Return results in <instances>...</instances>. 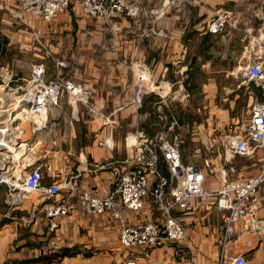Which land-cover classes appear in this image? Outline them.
<instances>
[{
    "label": "crops",
    "instance_id": "1",
    "mask_svg": "<svg viewBox=\"0 0 264 264\" xmlns=\"http://www.w3.org/2000/svg\"><path fill=\"white\" fill-rule=\"evenodd\" d=\"M16 1L0 0L3 6V10L0 11V36L2 32L7 31L9 37L13 39L14 31L21 32L24 52L26 50L29 52L32 41V17L23 16L20 19L17 15ZM162 1L150 0L151 11L155 13L160 11ZM237 1L239 0H188L181 10H165V18L157 21V31L167 33V39L160 36H153L144 41L132 39L133 36L128 33L135 32L136 26H130L127 20H123L121 30L124 33L111 42L103 24L89 22L87 51H82L83 44L79 43V32L83 31V27L77 21L75 22L78 27L74 26V28L72 25L67 27L59 25V19L46 25L48 30L59 33L55 37L56 43L64 51L61 55L72 63H69L70 66L73 62L86 65V69L84 67L79 69L86 74V79L76 74L71 81L91 90V105L105 116H110V122L106 124L101 119L91 118L87 108L81 104L77 106L76 118H73L70 113L72 108L61 99L63 96L65 98L63 94L57 105L48 108L44 127L30 137L26 136L27 143L21 144L11 156L0 152L7 157L8 162L12 160L40 168L41 181L45 186L69 180L75 187L74 191L64 190L53 201L42 199L38 195H22L17 205L8 207L5 203L6 187L0 186V264L10 263V260L22 261L21 258H27V261L32 262L33 258L38 257L49 258L41 259L40 264H59V259L54 260V258L59 257V244L63 242L88 239L91 234L99 239L101 236L94 234L96 232L106 233L108 240H112L113 231L117 233L116 224L112 223L108 215H83L76 209V195L82 191L100 196L107 194L115 179L113 172L128 166L125 163L128 157L125 140H131L136 135L151 137L150 135L153 136L156 131H160L157 127L149 132L145 126V114L152 115L156 111L153 105L142 102L138 110L131 106L128 90L129 74L126 66L137 59L151 66L155 81H172V86L183 87L184 85L178 81L177 68L173 60L176 59L180 48H187L189 62L185 77L193 74L189 69L192 65L210 66V70L212 68L215 70L210 79L208 72H201L199 75V109L211 111L213 108L216 111L221 109L223 112L221 105L217 106L218 103L209 102H213L212 98L217 99L218 96V88H214V82L221 77V74L226 80L231 67L242 63L243 50H246L245 43L249 42L250 33L264 35V0H244L251 3L245 10L240 9L243 7H240ZM255 1L259 3L256 5L257 8L254 6ZM195 4H199V7ZM213 10L217 12H212ZM221 12H228L231 22L235 25L220 34L210 35L207 32L208 24L215 13ZM78 16L79 13L74 11L73 17ZM101 29L104 33V42L99 40ZM42 32L44 30L39 31L40 38H44ZM47 40L52 43L48 38ZM102 42L101 47L99 45ZM98 48L107 52L98 55L100 52ZM178 73L181 75L182 72ZM174 89L176 90L175 87ZM235 100L224 112L234 110ZM106 140L110 143V148L103 144ZM21 146H24L22 154H20ZM4 147L11 150L13 148V146ZM227 155L230 156L229 153ZM204 190L206 192L214 190L207 176ZM61 204L70 208L69 213L61 218L60 223L57 218L56 226L51 229L50 221L43 217L42 212L48 207ZM124 214H135L137 218L134 222L144 216H151L147 207L138 213ZM173 215L184 226L185 240L191 248L193 260L190 263L178 262L174 259L177 250H174L175 252L167 250L166 262L217 264L222 246L224 213L214 208V200L210 198L196 200L192 212ZM89 217L94 218L90 221ZM254 218V224L238 222L234 225L230 244V254L244 256L248 264H259L264 259V205L256 210ZM82 233L85 235L81 236ZM76 256L80 259L81 253L67 258L60 264H80L75 259Z\"/></svg>",
    "mask_w": 264,
    "mask_h": 264
},
{
    "label": "built area",
    "instance_id": "2",
    "mask_svg": "<svg viewBox=\"0 0 264 264\" xmlns=\"http://www.w3.org/2000/svg\"><path fill=\"white\" fill-rule=\"evenodd\" d=\"M182 0H173L174 6L181 4ZM133 0H17L16 10L20 19L23 16L40 18L43 22H51L69 7H75L77 12L92 22H103L109 25L111 31H117L112 21L119 15L127 17L137 15L139 10L134 6ZM0 9L3 6L0 4ZM231 22L228 12L217 13L207 27L210 35H217L225 31ZM249 35V31L247 32ZM251 35V33H250ZM248 59L243 67L242 77L254 87H264V38L251 43L247 47ZM65 63H57L59 68ZM67 64V63H66ZM65 64V65H66ZM130 64L134 88L131 89L130 104L135 110L140 109L144 97L151 92L160 99L161 103L170 94L163 95L157 88L163 82L144 87L147 82L145 68L142 62L133 60ZM45 68L42 64L35 66L30 78L34 88L20 89L23 94L16 100L14 114H9V123H28L33 130L44 127L48 108L58 104L59 97L65 94L66 101L76 112L78 105L87 108L91 118L101 119L104 123L110 122V116H105L91 105L92 93L85 87L65 80L60 74L44 81ZM168 84V83H167ZM169 85V84H168ZM170 86V85H169ZM17 120L14 122L15 118ZM176 122H169L165 130L157 133L154 140L135 136L126 144L127 167L116 169L113 172L114 182L105 195L94 196L82 191L76 195V209L86 216L108 215L120 222L118 236L125 249H145L149 246H160L164 241L176 242L185 239V229L182 223L174 217V213L188 214L192 212L196 200L210 198L214 200V208L223 212L222 246L217 264H248L244 256L230 254V244L236 223L254 224L256 210L264 205V101L254 103L239 127H235L225 137L224 148L226 153L234 157L254 159L260 157L257 173L242 180L223 184L211 192L204 190L206 173L198 166L185 164L178 149V136L175 134ZM20 133V134H19ZM14 137L13 146L21 141L19 132ZM110 148L106 140L103 143ZM11 164V162L9 161ZM17 162H15L16 164ZM11 165L6 163L0 166V186H6V205L13 207L18 204L22 195H38L42 199L53 201L64 190L74 191L75 187L69 180L45 186L41 181V170L29 164ZM151 200L155 212H159L163 219L162 227L143 219L126 224L121 218L120 209L124 212H141ZM70 208L67 205L48 207L43 210V217L50 221V227L56 226L57 218L65 217ZM126 222V223H125ZM262 222H258V224ZM143 249V250H144ZM127 264H134L128 262ZM264 264V259L259 263Z\"/></svg>",
    "mask_w": 264,
    "mask_h": 264
},
{
    "label": "rangeland",
    "instance_id": "3",
    "mask_svg": "<svg viewBox=\"0 0 264 264\" xmlns=\"http://www.w3.org/2000/svg\"><path fill=\"white\" fill-rule=\"evenodd\" d=\"M149 1L150 0H133L132 3L134 4V6L137 5L138 7V14L132 17H127L123 14H119L112 21V24H116L118 28L117 31H111L107 23L104 24L103 22H98L99 24L101 23L103 24V26H105L108 40H111L112 42L116 39V37L118 38L124 33L121 30V23L123 22V20H127L130 26H136V28L134 29L135 32L128 33V35L133 36L132 39L135 38L138 41H144L149 40L153 36L166 38L167 33L163 31H157V23L165 18V10H181V8H183L188 2V0H182V6H180L181 4L174 6L173 0H163L160 11L155 13L151 11V3ZM236 3L239 4L240 7H243L240 9L244 10L247 8L248 4L251 5L250 2L244 0H239ZM257 4L259 3L255 1L254 6L256 8ZM195 5L199 7V4ZM2 10L3 9H0V11ZM74 11H77V9L71 6L59 16L54 18L52 21H56L57 19H59V25L61 24L66 27L72 25L73 28L74 26L78 27L75 21L80 23V25L83 27V31L79 32V43L83 44L82 51H87V27L89 26L88 23L92 21L83 18L80 14V16H78L77 18L73 17ZM212 12H217V10H213ZM216 14L217 13H215L211 18V21L215 18ZM63 16L67 17L64 18ZM67 20L70 21L71 24L70 22L68 23ZM81 20L82 22H85L81 23ZM51 22H43L40 18H31L32 41L29 51L30 53L28 52V50L24 52V42L23 37H21V32L18 33V31H14L13 39L9 37V32L7 31L2 32V36H0V84H6L5 89L0 93V126L9 123V114L11 113V116L14 114L13 109L16 106V100H18V98H21V95L23 94L20 89L27 88L28 90H31L32 88H34V84H31L30 78L32 76V70L35 66H40V64L44 66L45 74L43 80L45 82L48 81L51 77H55L56 74H60L64 77L65 80H69L73 84L76 83L72 82L71 80L72 77H75L76 74H80L83 76V79H86V74H84L82 70L79 71V69H86L85 64L78 65L77 62L72 61L73 65L70 66V64L72 63H70V61H68L61 55L64 51L59 48V44L56 43L57 39H55V37L59 35V33H54L53 31H50L48 30V28H46V25ZM137 28L138 32H136ZM5 30L11 31L13 29ZM40 30H44V32H42L41 34L44 38H40V36H38L40 35ZM100 31L101 32H99V40H102L104 42V33L102 29ZM46 37L52 43H50ZM249 37L250 40L248 41L251 44L258 41L259 38H264V35L261 36L251 34L249 35ZM103 42L99 46H101ZM249 42L245 43L246 50H243L244 58L242 60V63L237 66L231 67L226 80L222 78L221 74V77H218L217 81L214 82V88H218V96L217 99L212 98L213 102L209 101L211 104L218 103L217 106L221 105L222 109L225 111L228 108V105H230L232 101L237 97V99L235 100L234 110L232 112H228L229 110L226 112H221V109H219V111H216L213 108L211 109V111H204L199 109V75L201 72H208L207 74L209 75L210 79L212 78L211 74L214 73L215 70L214 68L210 70V66L201 67L200 65H192L189 67V69L191 72H193V74L189 77H185V70L188 68L187 62H189L187 61V48H180V52L178 51L176 59L173 60V64L177 68L176 73L179 77L178 81H180L179 83H181V85H184L183 87H179V85L172 86V81H155L152 77L153 73L152 68H150L151 66L142 62V67L145 68V74L147 75V82L144 83V87L149 88L150 84L157 86V83L163 82L161 84L163 90H161V87H159L157 88L158 91L156 92L163 91V95L167 94V92L168 94L172 92L168 97V100L166 98L164 104L161 103L160 99L151 92H149L144 97L143 104L153 105L156 109V111L152 115L145 114V126L149 132L157 129V127L158 129H160V131L155 130L156 132L154 131L155 133L153 134V136L150 135L151 137H146L145 135L142 136L144 137V139L153 141L154 137L157 136V133L165 130L169 122L171 123L174 120L177 125V127H175V134L178 136L177 146L182 161L185 164H190L202 168L205 171L208 180H211V186H213L214 189L220 187L223 184L225 185L228 183H233L256 174L261 160L260 157L247 159L242 157H234L232 154L228 156L224 148L225 137L235 127H239L242 120L246 118L250 107L256 102L264 101V87H254L251 84H248L242 77L243 67L247 63L248 59L247 47L249 45ZM98 49L100 50L98 55H103L107 52H105L104 49ZM84 54L86 55V52H84ZM57 63L67 64H63V67L59 68V65H57ZM126 67L129 74L128 90L131 96V89L134 88L132 75L134 66L132 64H129ZM178 72H182L181 75H179L180 73ZM76 85L85 87L81 84ZM194 86H196V89L194 88ZM174 87L176 88V90L174 89ZM86 89L90 90L88 88ZM130 98L131 97H129V100ZM61 99H64L66 105H68L70 108V105L66 101V97L64 98L63 96ZM70 113L73 115V118H76V113L71 109ZM31 126L32 125H29L28 123H23L20 126V130L21 132H23L20 136L21 140H28L26 136L30 137V135L35 134L38 131L31 129ZM129 142V140H125V146ZM10 162L11 164L8 162V166L11 165L12 167H14V165L19 164V162L15 164L16 161L12 160ZM20 165L22 166V164ZM216 185L218 186L216 187ZM152 206L153 204L151 203V200L147 201L145 209L147 207V211L151 216L147 215L142 219L151 222L159 227H162L163 219L160 216L161 214L159 212H155ZM124 213V209H120L121 218L127 222L125 223L130 225L134 223V220L135 218H137V216H135V214L129 215ZM93 218L94 217H89L90 221H92ZM129 218L131 220H129ZM110 219L113 221V224H116L117 228V233H115V230L113 231L112 240H108L106 233L101 234L100 232H96V230H94L96 232L94 234L101 236L99 239H97V237H94L95 235L91 234L88 239L74 240L73 242H63L59 244V257L54 258V260L59 259L60 264V262L65 261L67 258L75 257L76 254L78 255L79 253H81L80 259L77 258L78 256H76L75 258L80 264H127L128 262L137 264L138 260V264H168L165 260L167 250H177L176 252L174 251V259L178 262L190 263L193 260V258L191 257V248L187 245V241L185 239L176 242H170L166 240L160 246H149L145 249L143 248L144 250L135 248L125 249L122 247L118 236L120 222L112 218ZM97 222L95 221V223ZM83 235L85 234L82 233L81 236ZM186 246H188L189 248ZM41 259L43 258H33L32 262H29L27 261V258H21L22 261L10 260V263L6 264H40ZM45 259L49 258H44L43 260ZM171 261H173V258H171Z\"/></svg>",
    "mask_w": 264,
    "mask_h": 264
},
{
    "label": "bare ground",
    "instance_id": "4",
    "mask_svg": "<svg viewBox=\"0 0 264 264\" xmlns=\"http://www.w3.org/2000/svg\"><path fill=\"white\" fill-rule=\"evenodd\" d=\"M6 87V84L2 83L0 84V93L2 90H4ZM11 119V117H10ZM17 120V117L15 118L14 122ZM20 126L18 127L17 124L13 125L11 124H7L4 127H0V147L4 148L5 151H0V152H4L8 155H13L15 154V152L18 150V147L23 144V143H27L26 141H17L14 145L12 150L8 147H4L7 146V144H10L11 142L13 143L14 137H16V135L20 132ZM11 143V144H12ZM22 148H24V146L20 147V154H22ZM0 157L2 159H0V166L5 165L6 163H8V159L7 157H4V155L2 153H0ZM22 164V163H21Z\"/></svg>",
    "mask_w": 264,
    "mask_h": 264
},
{
    "label": "water",
    "instance_id": "5",
    "mask_svg": "<svg viewBox=\"0 0 264 264\" xmlns=\"http://www.w3.org/2000/svg\"><path fill=\"white\" fill-rule=\"evenodd\" d=\"M0 151H5L4 148L0 147ZM242 256V255H241Z\"/></svg>",
    "mask_w": 264,
    "mask_h": 264
}]
</instances>
